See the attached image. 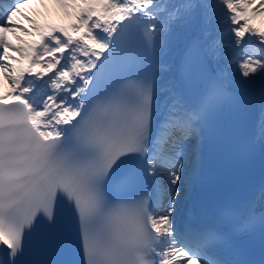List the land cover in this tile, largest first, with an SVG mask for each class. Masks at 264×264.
<instances>
[{"label": "snow or ice", "instance_id": "obj_1", "mask_svg": "<svg viewBox=\"0 0 264 264\" xmlns=\"http://www.w3.org/2000/svg\"><path fill=\"white\" fill-rule=\"evenodd\" d=\"M57 2L73 9L72 22L41 29L22 11L26 0H0L8 84L0 92V264H36L39 249L70 250L75 259L62 264H255L218 251L230 249L219 223L238 214L264 237L254 206L224 203L211 220L183 228L173 219L181 182L194 178L185 173L188 142L212 135L238 97L223 70L209 66L215 45L197 39L183 49L175 84L158 89L155 39L205 26L208 5ZM220 2L232 43L255 37L264 47V27L252 22L264 17V0ZM20 17L38 39L25 38L32 31ZM238 68L246 80L264 75V58L246 55ZM260 125L264 134V109Z\"/></svg>", "mask_w": 264, "mask_h": 264}, {"label": "bare ground", "instance_id": "obj_2", "mask_svg": "<svg viewBox=\"0 0 264 264\" xmlns=\"http://www.w3.org/2000/svg\"><path fill=\"white\" fill-rule=\"evenodd\" d=\"M171 2V0H162L161 8L164 7L165 3ZM203 3L208 5V17L205 26H198L194 29H187L182 26L173 27L171 32L158 34L155 39V55L157 60V66L160 69L156 74V81L158 89L171 87L175 84V76L177 74V65L183 53V49L186 43L193 39L202 40L209 44L215 45V51L210 57V67L212 69L223 70L226 82L230 90L238 89L243 92L244 95L250 97L256 107V124H257V146L264 151V134L260 131V120L262 109H264V88L261 86L262 81L258 78L245 79L240 76L239 69L236 68V64L240 61L239 56L242 52H246L247 46L251 44L258 51H260V58H264V47H262L257 38L246 37L243 44L227 46L226 42H232V34L227 31V22L225 20V13L221 12L222 3L220 0H202ZM46 9L41 10L31 15L32 20L41 29H48L51 26H67L72 22L73 17L71 12L73 9H65L59 5L57 1L47 0L45 3ZM43 11L45 13H43ZM43 13V14H41ZM21 23L23 21L19 18ZM257 27H264V17L256 16L252 21ZM24 25V24H23ZM30 30L32 35L25 37L32 40L37 36L34 29L29 22ZM16 54H14L15 56ZM246 55H253L247 52ZM254 59V58H253ZM167 67L168 70H163ZM260 84V85H259ZM8 84L4 79L0 78V92L6 91ZM193 153L192 157H189L191 162L189 168L185 172L186 174L192 175L195 178L196 168L201 156L202 138H193ZM187 157V155H186ZM194 178L190 183L181 182L179 194L176 197V202L179 203L180 196L185 194L188 190L189 185L193 182ZM164 196V195H163Z\"/></svg>", "mask_w": 264, "mask_h": 264}, {"label": "rangeland", "instance_id": "obj_3", "mask_svg": "<svg viewBox=\"0 0 264 264\" xmlns=\"http://www.w3.org/2000/svg\"><path fill=\"white\" fill-rule=\"evenodd\" d=\"M168 200H169V198L167 199L166 204L163 206V208L161 210H163L164 208H166L168 206Z\"/></svg>", "mask_w": 264, "mask_h": 264}]
</instances>
